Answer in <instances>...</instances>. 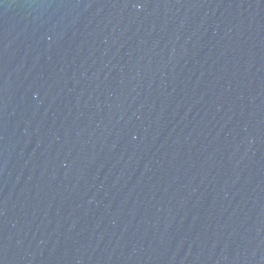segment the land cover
I'll return each mask as SVG.
<instances>
[{"label": "water", "instance_id": "water-1", "mask_svg": "<svg viewBox=\"0 0 264 264\" xmlns=\"http://www.w3.org/2000/svg\"><path fill=\"white\" fill-rule=\"evenodd\" d=\"M0 264H264V0H0Z\"/></svg>", "mask_w": 264, "mask_h": 264}]
</instances>
